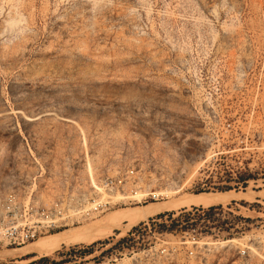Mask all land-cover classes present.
<instances>
[{
	"label": "rangeland",
	"instance_id": "obj_1",
	"mask_svg": "<svg viewBox=\"0 0 264 264\" xmlns=\"http://www.w3.org/2000/svg\"><path fill=\"white\" fill-rule=\"evenodd\" d=\"M225 186L254 198L223 206L226 231L160 233L150 220L179 211L164 209L39 253L116 208ZM14 224L38 236L0 243V264H264V0H0V228Z\"/></svg>",
	"mask_w": 264,
	"mask_h": 264
},
{
	"label": "bare ground",
	"instance_id": "obj_2",
	"mask_svg": "<svg viewBox=\"0 0 264 264\" xmlns=\"http://www.w3.org/2000/svg\"><path fill=\"white\" fill-rule=\"evenodd\" d=\"M95 188L102 195L101 201L99 203L97 202L98 205L109 204V201L112 196L109 195L103 188L98 187L97 185H95ZM136 196L132 197L117 194L114 198L119 201H131L132 199H136ZM239 198L247 200L248 198H250V196L249 193H237L235 191L202 194L189 193L188 195H185L180 199L178 198V200L176 201L172 200V202L165 204H152L150 206L147 205V207L136 206L116 208L103 218L98 220L95 219L96 221H94V223L92 222L91 225L88 224V226L85 227L83 226L76 227L74 229L64 230L59 233L51 234L47 237L40 239L38 241V250L41 255H49L55 252V250L58 249L57 247L62 244H90L93 241L100 240L101 238L107 235H113L114 230L119 227H123V234H126V232H128L131 227L137 225L143 220L148 219L151 216L162 212L164 209L180 210L192 207L210 208L213 206H227L233 200ZM94 207L97 209L96 206ZM94 214H92V216ZM236 242L237 240H229L227 242H224L223 246H226V244H234Z\"/></svg>",
	"mask_w": 264,
	"mask_h": 264
},
{
	"label": "trees",
	"instance_id": "obj_3",
	"mask_svg": "<svg viewBox=\"0 0 264 264\" xmlns=\"http://www.w3.org/2000/svg\"><path fill=\"white\" fill-rule=\"evenodd\" d=\"M252 178V176H248V177H240L238 178V183L242 184L243 187L245 188L247 185V182ZM219 191H230L232 190L231 187L229 186H225L222 188H218ZM196 208L193 209V211ZM199 212H202L199 216L197 221H195L193 223V227H202L204 225H206L207 227L211 228L213 227V223L215 222L214 220V213L216 212H222L223 211V207L222 206H213L207 209H202L199 208L198 209ZM192 211L188 210L187 208L181 209L178 212L176 211H171V212H165L162 214H159L158 216H156L155 219H151V223H153V221H160L156 223V227L158 228V231L160 233L163 232H168V233H174V232H187L189 229V221H190V217H191ZM201 220H204V222L202 224ZM246 222H248V220H245ZM210 223V224H208ZM222 224L223 227H225L224 225L229 224V222H222L220 223ZM226 229V228H225ZM124 242V240H122L120 243ZM84 256V254H81L80 257ZM44 261H47V258H43Z\"/></svg>",
	"mask_w": 264,
	"mask_h": 264
},
{
	"label": "built area",
	"instance_id": "obj_4",
	"mask_svg": "<svg viewBox=\"0 0 264 264\" xmlns=\"http://www.w3.org/2000/svg\"><path fill=\"white\" fill-rule=\"evenodd\" d=\"M103 185L105 188H107L109 190H114L118 187L117 181L115 179H112V178H106L104 180ZM199 208L200 207H197L194 211H193V209L191 210L192 214L190 217L189 229H188L187 233H190L193 237H195L194 234L196 233V230H194V229H197V228L201 229L202 228V227H193V223L195 221H197L198 216L202 213V212L198 211ZM201 208L203 210L207 209V208H203V207H201ZM223 213H227L228 215H231L232 212H231V210H229V212H226L224 207H223L222 212L214 213L215 222L212 224L213 227H211V228L217 227L219 230H222V231H226V229L229 228L230 223L227 225H224L225 227H223L222 224H220V223L224 222L225 220H223L221 222L220 220H218L216 218V217H219L220 215H223ZM201 221L204 222V220H201ZM226 222H228V221L226 220ZM208 224H210V223H208ZM203 227L209 228L206 225H204ZM37 236H38V230L36 228H33L32 226H28V228H27L26 226L19 227L16 224H14V225L8 226L6 228H3V227L0 228V243H4L6 245V247H11V248L21 247V246L25 245L26 243L34 241Z\"/></svg>",
	"mask_w": 264,
	"mask_h": 264
}]
</instances>
